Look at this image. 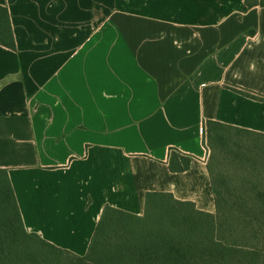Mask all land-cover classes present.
Returning a JSON list of instances; mask_svg holds the SVG:
<instances>
[{
    "label": "crops",
    "instance_id": "1",
    "mask_svg": "<svg viewBox=\"0 0 264 264\" xmlns=\"http://www.w3.org/2000/svg\"><path fill=\"white\" fill-rule=\"evenodd\" d=\"M246 0H0V170L26 229L87 254L107 205L215 213L205 126L264 134V8ZM171 149L193 157L168 168Z\"/></svg>",
    "mask_w": 264,
    "mask_h": 264
},
{
    "label": "trees",
    "instance_id": "2",
    "mask_svg": "<svg viewBox=\"0 0 264 264\" xmlns=\"http://www.w3.org/2000/svg\"><path fill=\"white\" fill-rule=\"evenodd\" d=\"M245 4L264 8V0ZM0 46L17 50L10 12L2 5ZM204 142L215 213L163 192L145 195L141 216L107 205L84 256L26 229L8 172L0 170V264H264V134L209 121ZM192 161L171 149L168 168L186 173Z\"/></svg>",
    "mask_w": 264,
    "mask_h": 264
}]
</instances>
